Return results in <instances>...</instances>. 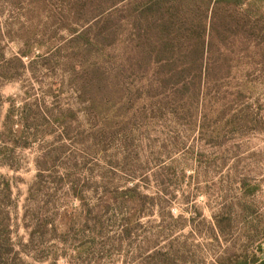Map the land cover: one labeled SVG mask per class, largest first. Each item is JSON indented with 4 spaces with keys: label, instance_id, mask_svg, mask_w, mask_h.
I'll return each mask as SVG.
<instances>
[{
    "label": "rangeland",
    "instance_id": "374dc122",
    "mask_svg": "<svg viewBox=\"0 0 264 264\" xmlns=\"http://www.w3.org/2000/svg\"><path fill=\"white\" fill-rule=\"evenodd\" d=\"M63 8L0 0V264H260L264 62L204 131L167 111L153 74L137 73L131 115L114 96L90 113L67 29L85 26Z\"/></svg>",
    "mask_w": 264,
    "mask_h": 264
},
{
    "label": "trees",
    "instance_id": "16d2710c",
    "mask_svg": "<svg viewBox=\"0 0 264 264\" xmlns=\"http://www.w3.org/2000/svg\"><path fill=\"white\" fill-rule=\"evenodd\" d=\"M40 1L64 7L58 13L63 23L85 26L67 29L75 35L69 45L71 57L79 59L73 68L79 101L90 113L106 112L114 96L122 116L131 115L137 73L153 74L167 111L187 118L191 127L201 118L204 131L210 114L228 116L230 104L257 89L255 67L264 62V29L257 22L264 20V0ZM7 190L11 194L9 184Z\"/></svg>",
    "mask_w": 264,
    "mask_h": 264
}]
</instances>
